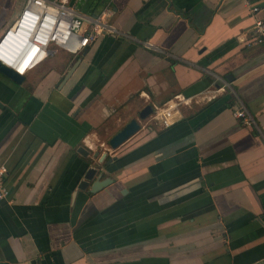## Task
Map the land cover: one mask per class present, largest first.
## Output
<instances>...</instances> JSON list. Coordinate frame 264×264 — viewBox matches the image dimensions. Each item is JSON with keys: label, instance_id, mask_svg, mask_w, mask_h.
Wrapping results in <instances>:
<instances>
[{"label": "crops", "instance_id": "1", "mask_svg": "<svg viewBox=\"0 0 264 264\" xmlns=\"http://www.w3.org/2000/svg\"><path fill=\"white\" fill-rule=\"evenodd\" d=\"M66 1L110 7L133 40L59 49L21 84L0 73V264H264V48L245 0ZM24 3L0 0V34ZM170 99L174 124L150 115L109 149ZM90 166L111 179L95 193L77 189Z\"/></svg>", "mask_w": 264, "mask_h": 264}, {"label": "built area", "instance_id": "2", "mask_svg": "<svg viewBox=\"0 0 264 264\" xmlns=\"http://www.w3.org/2000/svg\"><path fill=\"white\" fill-rule=\"evenodd\" d=\"M245 3L254 17L247 45L264 48V18L258 15L262 8L255 0H245ZM113 14L110 7L91 16L77 11L66 0H25L19 14L0 34V65L25 76L59 49L77 55L105 35L133 40L113 24ZM138 42L148 49L153 48L148 41ZM173 100L154 108L152 118L162 127H169L180 118L179 111L170 112ZM160 112L164 115L162 120L156 118ZM233 115L244 124L254 123L242 104L233 111ZM7 172V167L1 164L0 199L8 196L4 184Z\"/></svg>", "mask_w": 264, "mask_h": 264}, {"label": "water", "instance_id": "3", "mask_svg": "<svg viewBox=\"0 0 264 264\" xmlns=\"http://www.w3.org/2000/svg\"><path fill=\"white\" fill-rule=\"evenodd\" d=\"M0 73L9 77L16 84H21L24 79V76L16 74L9 68L2 66V65H0ZM0 107H3L1 102H0ZM153 112H154V107L151 104L145 105L139 111L137 119L135 118L131 119L128 123H126L117 133H115L109 139L108 141L109 149L111 150L117 149L123 142H125L132 135H134L140 129L139 122L148 118L150 115L153 114ZM83 150L84 149L79 148L78 152L82 153V155L85 156V151L83 153L82 152ZM106 155L107 153H102L98 158L99 162H102L104 158L106 157ZM94 156L97 157L98 152L95 153ZM112 160L113 158L109 157L106 162L110 163ZM97 172H98L97 167H92V166L87 167L86 171L83 173L82 178L79 180L77 184V189L85 190L86 188L90 187V191L92 193H95L111 183V179L109 177H105L102 179H101V175H98L96 177Z\"/></svg>", "mask_w": 264, "mask_h": 264}, {"label": "rangeland", "instance_id": "4", "mask_svg": "<svg viewBox=\"0 0 264 264\" xmlns=\"http://www.w3.org/2000/svg\"><path fill=\"white\" fill-rule=\"evenodd\" d=\"M96 165H101L102 163H95ZM99 168L101 167V166H98ZM101 172V171H100ZM101 176H104L102 173H101Z\"/></svg>", "mask_w": 264, "mask_h": 264}, {"label": "trees", "instance_id": "5", "mask_svg": "<svg viewBox=\"0 0 264 264\" xmlns=\"http://www.w3.org/2000/svg\"><path fill=\"white\" fill-rule=\"evenodd\" d=\"M256 2H258V0H255Z\"/></svg>", "mask_w": 264, "mask_h": 264}]
</instances>
